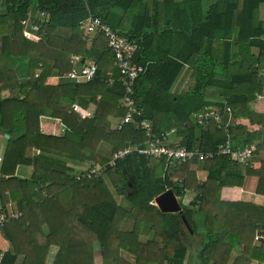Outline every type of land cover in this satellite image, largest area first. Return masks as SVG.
<instances>
[{
    "label": "trees",
    "instance_id": "16d2710c",
    "mask_svg": "<svg viewBox=\"0 0 264 264\" xmlns=\"http://www.w3.org/2000/svg\"><path fill=\"white\" fill-rule=\"evenodd\" d=\"M263 4L0 0V79L12 92L0 97V133L8 135L3 137L0 205L7 214L21 213L0 227L9 239L8 229L19 224L16 220L24 223L40 201L49 216L37 228L36 246L31 241L23 252L22 245L9 239L12 252L0 251V263L14 264L21 256L37 257L34 264H43L49 247L64 242L67 254L55 255L52 264H246L241 259L264 264V238H256L264 237V205L220 196L223 186H239L245 174L259 173L249 165L258 152L264 153V111L253 108L264 94V18L258 16ZM94 16L137 42L131 62L144 71L134 82L140 114L133 113V122L145 117L157 133L173 129L169 140L188 149L215 151L226 138L232 148L254 143L252 155L243 162L220 155L170 166L163 158L133 151L98 178L75 181V174L107 162L113 152L145 145L136 123L116 128L125 111L119 107L123 87L114 52L101 33L89 43L83 39V21ZM71 55L79 57L75 69L87 59L96 64L92 81L64 76L73 68ZM182 72L189 73L188 80L174 88ZM51 76L57 77L56 84L48 83ZM73 105L92 108L81 134L78 116L70 112ZM209 108L224 113L227 123L208 119L200 125L196 115ZM41 117L56 120L61 130L42 132ZM239 118L260 122V130L248 133ZM20 164L32 165L34 175L17 177ZM43 166L49 175L35 177V169ZM197 171H206V179L199 180ZM15 179L19 185L8 188L7 182ZM166 189L182 199L192 193L181 206L186 222L181 214L161 212L155 205Z\"/></svg>",
    "mask_w": 264,
    "mask_h": 264
},
{
    "label": "built area",
    "instance_id": "2783aa9c",
    "mask_svg": "<svg viewBox=\"0 0 264 264\" xmlns=\"http://www.w3.org/2000/svg\"><path fill=\"white\" fill-rule=\"evenodd\" d=\"M21 23L26 25L27 22L26 20H22ZM82 27L84 29L83 39L87 40L88 43L91 42L94 35L101 33L106 39L107 47L114 52V65L119 70V80L123 87V94L119 100V107L125 111L124 115L120 117L119 122L116 123V128L121 129L124 124L136 123L144 134L145 145L139 148H125L113 152L112 158L107 162H96L83 172L75 174V181L98 178L107 166L115 165L116 160L122 159L126 154L133 151H136L137 154L140 155L163 158L170 166H175L177 162L191 161L194 158H197L198 160L212 159L220 155H230L237 161L243 162L256 150L254 143L245 144L242 148L238 146L232 148L233 143L229 138H226L222 143H220L215 151H202L197 148L188 149L186 146H179L175 142H170L168 136L171 132H173V129L157 133L153 130L152 122L145 117L140 118L138 122H133V113L140 114L138 109L135 107L134 82L139 73L144 71L142 66L135 65L131 62L132 52L137 47L136 40L131 39L128 36L119 35L116 31L111 30L107 24L102 23L101 20L95 16L85 19ZM24 35L30 36V33L28 31H24ZM77 60H79L78 56L71 55L70 63L73 68L65 73L64 76L81 82L92 81L96 74V64L93 61H89L88 63L85 62L79 69H75V63ZM107 82L111 85L114 80L109 78ZM71 109L78 111L76 105H73ZM229 111V107L226 106L225 112ZM82 112L83 117H91V113L89 111L84 110ZM223 115H219L216 110L209 108V110L197 114L196 119L200 125L206 123L208 119H212L215 123L221 125V123L224 122ZM224 123L226 124L227 122ZM1 210L2 207L0 206V225L6 219H17L21 215L18 211H12L7 214ZM256 238L264 237L259 235V237L257 236Z\"/></svg>",
    "mask_w": 264,
    "mask_h": 264
},
{
    "label": "crops",
    "instance_id": "0c3cea01",
    "mask_svg": "<svg viewBox=\"0 0 264 264\" xmlns=\"http://www.w3.org/2000/svg\"><path fill=\"white\" fill-rule=\"evenodd\" d=\"M259 18H264V4L260 6V10H259V14H258ZM160 18V17H159ZM158 21L162 22L163 19H159ZM44 52V51H43ZM185 72L187 70V66L185 67ZM189 74V73H188ZM188 74H186L184 76V73L182 72L181 75L177 78L175 84H174V88L177 85H181L183 86L185 84V82L188 80ZM48 83L49 84H56L57 82V77L56 76H51L48 78ZM12 96V92L10 90V88L8 87L5 79H0V97H11ZM77 106V105H76ZM78 111L75 112L74 110H71L70 112L72 114H74L75 116H78V129L77 132L78 133H82L83 129H85L87 127V122H85L88 118L87 117H83L82 118V110L79 106H77ZM253 108L258 109L260 111H264V94L262 96H260L259 98H257V100L255 101V104L253 105ZM91 106L90 109L85 110V111H89L91 113ZM238 120H242V122L238 121ZM237 121L242 123L243 125L246 124V122L248 121V119H244V118H239ZM247 120V121H245ZM248 125V130H245L248 133L251 134H255L257 131L260 130L261 128V123L257 122V123H247ZM39 126H40V130L44 133H57L58 131L61 130L60 125L58 124V122L56 120L50 119V118H46V117H41L40 121H39ZM0 139H3V134L0 133ZM5 144V143H4ZM4 144H1L0 147L3 148L4 150ZM34 151V150H33ZM36 151V149H35ZM38 151V149H37ZM255 159L251 162V164L249 165L250 168L253 171H257L259 170V173L257 174H245L244 178L241 181V184H239V186H233L237 189L236 192L231 191L230 189L227 190H223L221 193V197L222 199H226V200H238V201H250V202H254L256 204L259 205H264V153H257L255 156ZM3 160V154L0 155V165L2 163ZM263 166V167H262ZM41 170V171H40ZM41 172V173H40ZM31 173L34 175V169L32 167V165H26V164H20L16 167L15 170V174L17 177L20 178H26L25 176H30ZM41 174L43 176H48L49 173L47 171V169L44 168V166L42 168H36L35 169V175ZM197 176H199L200 171L196 172ZM32 176V175H31ZM206 177V175H205ZM204 177V178H205ZM204 178H198L199 180H203ZM260 180V181H259ZM12 182L8 183L7 182V186L8 188L14 189L15 187H17V180H10ZM259 182H261V186L259 187ZM260 188V190L258 191L257 188ZM261 191V192H260ZM33 213H29V216L27 215V218H24V223H20V219L16 220L15 222L19 223L17 225L12 226L11 228L8 229V235H9V239H11L13 241V243H17L18 245H21V242L25 240L24 237H22L23 232L25 229V227L28 225L29 229L31 228V241H33V245L36 246V239H37V231L40 226H45L48 221H49V216L48 213L46 211V209L43 207V202H37L35 203L34 207H33ZM27 222V224H26ZM8 238L5 237L3 231L1 230L0 227V251L1 253H8V252H12V244L10 242ZM32 244V243H31ZM14 245V244H13ZM32 246H29L27 249H25L23 252H28L29 248H31ZM97 243L94 244V248H95V253H94V259H95V263H99V251H97ZM68 251L67 245L63 242L62 244H57V245H52L49 247L48 252H47V256L44 259V263L43 264H52L55 255L58 254H62V255H66ZM0 256H2V254H0ZM23 258L20 256L16 262L14 264H34L35 262L39 261V258L34 257V258H28L25 260H22ZM41 261V260H40ZM241 261H243L246 264H252V262H247L243 259H241ZM2 264V263H0ZM6 264V263H5ZM7 264H10V262H8Z\"/></svg>",
    "mask_w": 264,
    "mask_h": 264
},
{
    "label": "rangeland",
    "instance_id": "374dc122",
    "mask_svg": "<svg viewBox=\"0 0 264 264\" xmlns=\"http://www.w3.org/2000/svg\"><path fill=\"white\" fill-rule=\"evenodd\" d=\"M147 2L151 3L150 1H146V3H147ZM89 61H92V60H90V59L85 60L86 63H88ZM8 87H9V86H8ZM257 98H259V96H258ZM257 98H256V100H257ZM74 111L77 112L76 110H74ZM81 116H82V118H83V115H81ZM84 117H85V116H84ZM87 118H90V117H87ZM238 121L242 122V120H238ZM245 121H247V120H245ZM247 123H248V121L246 122V124L243 125V126L246 128V130L249 129ZM170 142H172V141H170ZM4 143H5V144L7 143V139H5V138L0 139V145H1V144H4ZM5 144H4V145H5ZM36 152L38 153V151H36ZM1 154H3V148H2V147H0V155H1ZM192 170H194V167H192ZM206 174H207L206 171H200V174H199V176H197V177H198V178H204ZM31 175H33V174L31 173ZM31 175H30V176H31ZM30 176H25V177H30ZM35 177H37V175H35ZM205 179H206V177H205L203 180H205ZM203 180H201V181H203ZM17 185H19V182H17ZM229 189H230L231 191H233V192H236V191H237V189H236L235 187H233V186H223V187L221 188V190H220V193H221L223 190H227V191H228ZM221 194H222V193H221ZM177 197H178V196H177ZM184 197L187 198V199H182L181 197H178V198H177V199H178V202H179V204H180V206L185 205L186 202H187L188 200L191 199V197H192V193H191V192H187V193H185V196H184ZM0 206H1V205H0ZM22 237H24L25 240L21 242V245H22L23 249L25 250V249H27V248L31 245V239H32V237H31V228L28 229V230H26V231H24ZM97 249H98V247H97ZM24 250H23V251H24Z\"/></svg>",
    "mask_w": 264,
    "mask_h": 264
},
{
    "label": "water",
    "instance_id": "95a60500",
    "mask_svg": "<svg viewBox=\"0 0 264 264\" xmlns=\"http://www.w3.org/2000/svg\"><path fill=\"white\" fill-rule=\"evenodd\" d=\"M3 137H8L7 134H3ZM155 205L161 212L164 213H178L181 214L183 220H185L184 215L182 214V208L177 200L176 195L171 189H166L164 192L159 194L154 199ZM186 222V220H185Z\"/></svg>",
    "mask_w": 264,
    "mask_h": 264
}]
</instances>
